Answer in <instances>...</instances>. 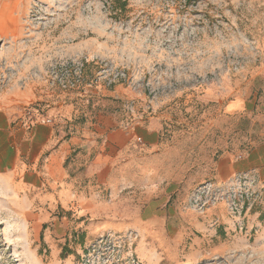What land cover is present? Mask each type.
Instances as JSON below:
<instances>
[{"label": "rangeland", "instance_id": "obj_1", "mask_svg": "<svg viewBox=\"0 0 264 264\" xmlns=\"http://www.w3.org/2000/svg\"><path fill=\"white\" fill-rule=\"evenodd\" d=\"M0 264H264V0H0Z\"/></svg>", "mask_w": 264, "mask_h": 264}, {"label": "crops", "instance_id": "obj_2", "mask_svg": "<svg viewBox=\"0 0 264 264\" xmlns=\"http://www.w3.org/2000/svg\"><path fill=\"white\" fill-rule=\"evenodd\" d=\"M239 108L240 103L238 102V109ZM235 109H237L235 108V105H231L229 111H234ZM111 119H113V116H100L95 123L87 121L83 125H78V127L75 126L74 135L71 137L62 136L66 133L62 134L61 127L55 125L54 122L52 124L49 123L46 126L48 130L49 147H52L55 144L54 153L57 155H67V153L72 150L80 153H93L97 151L99 157L98 160L96 159L94 162L99 164L98 162L102 161L98 174L104 175L106 173L105 169L107 164L104 165L103 157H108L109 155L122 150L128 144L131 135L128 130L112 129L113 124ZM92 125L93 128H91ZM144 139L153 142L151 140H154V134L148 131L144 134Z\"/></svg>", "mask_w": 264, "mask_h": 264}]
</instances>
